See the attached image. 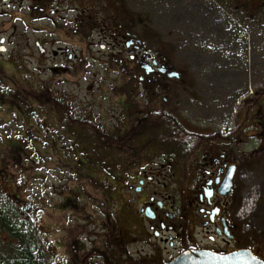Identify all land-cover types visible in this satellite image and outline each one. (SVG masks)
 <instances>
[{"label": "rangeland", "instance_id": "obj_1", "mask_svg": "<svg viewBox=\"0 0 264 264\" xmlns=\"http://www.w3.org/2000/svg\"><path fill=\"white\" fill-rule=\"evenodd\" d=\"M57 1L60 7L52 0H0V47L6 48L0 51V88L5 94L19 91L28 101L26 106L20 102L22 108L9 100L0 106V209L15 222L18 233L33 237L40 263L52 264V243L66 241L60 247L61 261L133 264L108 256L102 262L107 253L97 256V244L106 241V248L114 252L113 243H122L124 237L141 239L140 223L148 221L141 214L143 196L133 191L140 175L155 176L145 191L166 205L180 209L193 196V170L190 177H182L175 168L171 171L162 153H153L148 164L139 163L143 141L163 133L158 119L170 127L168 131L181 127L207 138L239 129L231 149L242 164L241 173L250 176L241 182L234 214L250 187L258 185L262 201L251 233L244 234L238 224L241 247H253L264 259V153L255 157L252 151L260 145L246 137L258 133L252 123L264 119V111L255 116L247 108L253 101H245L253 92L264 102V0H240L241 5L234 0ZM126 35L141 42L145 53L159 52L182 75L179 81L162 78L169 93L163 91L157 101L147 97L149 89L139 82L146 61L126 48ZM36 42L45 47L46 55L39 53ZM60 49H69L74 58L54 57ZM130 103L136 106L131 118L125 117L132 114L126 112ZM59 110L88 120L89 135L97 130L121 132L118 146H111L117 160L105 157L98 164L89 157L86 164L90 151L80 137L70 135L62 115V121L56 115ZM152 113L157 115L147 121ZM74 140L82 148L80 157L72 149ZM129 140L132 144L126 147ZM201 143L196 140L195 148ZM194 152L193 159L199 156L197 149ZM147 157H142L144 163ZM133 164L136 169L130 171ZM110 169L122 178L128 173L127 182L108 188ZM129 204L133 213L128 216ZM85 205L87 216H96V225L85 223L84 211L76 207ZM20 219L31 225L20 224ZM0 240L5 252H16L17 242L6 233L0 232ZM142 247L134 245L131 252Z\"/></svg>", "mask_w": 264, "mask_h": 264}, {"label": "flooded vegetation", "instance_id": "obj_2", "mask_svg": "<svg viewBox=\"0 0 264 264\" xmlns=\"http://www.w3.org/2000/svg\"><path fill=\"white\" fill-rule=\"evenodd\" d=\"M235 1L241 3L240 0H234L233 2ZM127 39L128 36H124L123 41L127 42ZM143 48V46L137 48L132 45L129 50L132 51V54H137L143 59L150 61L151 64L153 63L155 70L150 71L149 75L144 71L140 78V83L149 89L148 94L157 101L163 91L169 93V87L162 83V78H167V75H162L158 72L159 67L164 64L168 66V63H166L159 52L145 53ZM131 58L134 59L136 56L133 55ZM156 90L161 91L158 92ZM250 100L253 102L247 106L248 111L259 117L264 111V102L256 98L254 93L250 96ZM165 102L169 103L168 97L165 98ZM166 103H163V106H166ZM164 111L168 115V112ZM252 124V129L257 130L258 133L247 135L246 137L249 138L251 143L253 141L259 143L260 146L252 151V154L259 155L264 153V119L261 118ZM112 135L121 136L120 133H113ZM87 143L89 144V140H87ZM232 145L230 142L204 141L197 148L199 153V156L196 157L197 159L192 157L186 160L183 165L181 164L182 160L176 153H166L165 160L170 164L169 169L171 171L175 168L177 172H181L182 177L183 173L190 177V170H193L195 182V187L192 190L193 196L185 200L180 209L166 205L164 202L150 197L145 191L148 184L153 183L155 176L140 175L138 177L139 186L133 188V191L143 196L141 214L149 222H147V225L140 223L141 227L138 229V233L141 239L135 242V237H133L134 240L132 237H124L122 238V243H113L114 252L106 248V241L101 244L98 243L97 252L100 253L97 256L104 257L103 251H105L107 255L102 260L108 259L107 256H112L113 260L119 258L131 262L133 260V264H165L188 250L208 251L226 255L241 249L243 242L242 232L240 225L235 219L234 210L242 194L241 181L239 179L242 164L237 162L231 149ZM144 155L148 156L144 158L147 161L146 163L142 160ZM105 157L108 159L114 158L113 156L101 154L98 158L99 163H102ZM153 160V153L144 152L139 158V163L148 164V162ZM134 162H136V159ZM134 169H136L135 164L129 167L130 171ZM127 176H129L128 173L123 178L116 173H111L108 179L114 180V189H116V180H120V178L126 180ZM228 177H231V183H229L230 186L227 189ZM186 183L188 184V180H186ZM187 184L185 187H181L182 197L185 196ZM125 207L127 208L128 216L131 212L133 213L130 204L129 206L125 205ZM77 208L80 209L81 207L77 206ZM82 210L84 211V217L88 219L85 223L96 225V216H87L88 207L84 206ZM144 210L150 211V218L143 213ZM119 211L120 213L124 212V210ZM104 217L108 218L109 216L104 215ZM131 222L132 219L129 223ZM140 224L135 228L130 227L132 228L130 231L136 230ZM63 243L66 245V241H59V244L58 242L52 243V264H84L80 259H71L67 262L61 261L63 257L62 259L60 258L59 251ZM108 243H112V241L109 240ZM120 244H123L124 247L121 248ZM134 245L143 247L136 248L135 252H131V247ZM146 249H149L150 253ZM75 250L79 253L82 249L76 247Z\"/></svg>", "mask_w": 264, "mask_h": 264}, {"label": "trees", "instance_id": "obj_3", "mask_svg": "<svg viewBox=\"0 0 264 264\" xmlns=\"http://www.w3.org/2000/svg\"><path fill=\"white\" fill-rule=\"evenodd\" d=\"M52 3L55 4L57 7H60V2L57 0H52ZM84 20L86 22L90 21L92 22L91 19L85 17ZM90 20V21H89ZM6 90L3 89V87L0 88V106H6V103L4 104L2 101H7L9 100V103L13 104L16 107L22 108L21 103H25V106L28 105V101H23L21 94L19 91H16L15 93L11 94H5ZM8 95V96H5ZM261 102L263 101L262 99ZM257 101V100H256ZM67 111V110H66ZM65 110H59V112H56V115L58 118L62 115L63 121L69 129H70V135H75L77 137L81 138V141L85 148H87L88 151H90V154H86L89 157H91V160L97 159L99 163V156L103 154V151L106 153H109L110 155L116 152L115 148L111 149L112 145L118 146V143L116 141H119L118 137H114L110 135L109 133L105 134L104 132H101L100 130H97L93 132V134L89 135L85 130L92 131V128L90 127V123L88 120H83L82 118H75L73 116L68 115V113H64ZM25 113V112H24ZM53 113V112H52ZM157 115L156 113L148 114L146 116L147 121L152 119ZM139 117H144L140 115ZM157 125L161 126V130L163 131L162 134H157L154 139H147V142L143 141L142 144V151L144 150H150L154 151L156 153H176L178 157L182 160V165L186 160L191 159L194 157V151L197 149L200 145L203 144L204 141H210V140H219L222 137L219 135H212L209 138L205 136H200L196 135L193 133H189L186 131L184 128H178L175 129V132L168 131L170 127L167 124H164L161 119H158L155 121ZM143 122H139L138 125H142ZM52 126V124L50 125ZM138 126V127H139ZM66 130V129H65ZM75 130H79V133L74 132ZM85 131V133H84ZM161 135V138L158 139V136ZM233 135L228 137L227 140H233ZM118 138V139H117ZM89 140V142L96 146L94 148H89L85 145V142ZM146 140V139H145ZM196 140L201 141L202 143L196 147ZM75 141V140H74ZM123 142V141H122ZM131 141L129 140L127 143H130ZM87 143V142H86ZM90 143L87 145L90 146ZM102 143V146L100 145ZM104 147V149L102 148ZM76 148V149H75ZM74 150L75 156H78V151L82 150L80 145L76 144L75 141V147L72 148ZM107 149V150H105ZM77 150V153H76ZM112 151H114L112 153ZM82 153V152H81ZM116 154V153H114ZM80 157V156H78ZM77 157V159H78ZM80 163H83V160L80 158ZM87 162V161H86ZM85 164V163H84ZM113 164V163H112ZM104 165V164H103ZM109 184H114V180L112 179H107ZM20 224H28L31 225L30 222H26L23 219H20ZM17 225L15 222L12 221V219L8 216L5 215L4 212L0 209V232L6 233L11 240H15L18 244V248L16 252H5L3 248V244L0 240V264H41L39 258L35 254V251L33 250V237H27L25 234L18 233L17 232Z\"/></svg>", "mask_w": 264, "mask_h": 264}, {"label": "water", "instance_id": "obj_4", "mask_svg": "<svg viewBox=\"0 0 264 264\" xmlns=\"http://www.w3.org/2000/svg\"><path fill=\"white\" fill-rule=\"evenodd\" d=\"M2 43L4 42L2 41ZM132 43H134V41H131L127 46L129 47ZM137 44H140V42H137ZM36 46L41 55L46 54V49L39 42H37ZM5 50V47L0 48L1 52H4ZM64 52L69 53L70 51L65 50ZM58 54L59 51L53 52L54 57H57ZM72 58L73 55L70 54L69 59L72 60ZM166 71L165 68L160 70L161 73ZM168 77L171 79H179L180 75L177 72H173L168 74ZM147 215L149 214L147 213ZM166 264H264V261L256 258L251 250L245 249L227 255H218L211 252L188 251Z\"/></svg>", "mask_w": 264, "mask_h": 264}, {"label": "built area", "instance_id": "obj_5", "mask_svg": "<svg viewBox=\"0 0 264 264\" xmlns=\"http://www.w3.org/2000/svg\"><path fill=\"white\" fill-rule=\"evenodd\" d=\"M260 200V194L256 187L252 188L250 197L244 200L242 207L238 212V217L244 222H249L251 214L255 211Z\"/></svg>", "mask_w": 264, "mask_h": 264}, {"label": "crops", "instance_id": "obj_6", "mask_svg": "<svg viewBox=\"0 0 264 264\" xmlns=\"http://www.w3.org/2000/svg\"><path fill=\"white\" fill-rule=\"evenodd\" d=\"M263 186H264V183H263Z\"/></svg>", "mask_w": 264, "mask_h": 264}]
</instances>
